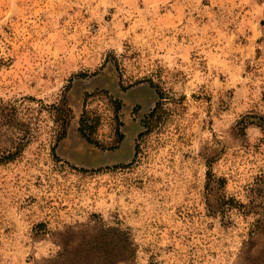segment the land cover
<instances>
[{"label": "rangeland", "instance_id": "374dc122", "mask_svg": "<svg viewBox=\"0 0 264 264\" xmlns=\"http://www.w3.org/2000/svg\"><path fill=\"white\" fill-rule=\"evenodd\" d=\"M261 117L264 0H0V264H264Z\"/></svg>", "mask_w": 264, "mask_h": 264}, {"label": "trees", "instance_id": "16d2710c", "mask_svg": "<svg viewBox=\"0 0 264 264\" xmlns=\"http://www.w3.org/2000/svg\"><path fill=\"white\" fill-rule=\"evenodd\" d=\"M260 121H261V125L264 126V117H261ZM1 127H2V124H0V128ZM12 148L14 149V151L6 150V149H2V150L0 149V164L7 162V161H10L11 159H13L17 155V153L19 151L18 147L12 146ZM119 258H121V257H119V255H118V259Z\"/></svg>", "mask_w": 264, "mask_h": 264}, {"label": "clouds", "instance_id": "9594fccd", "mask_svg": "<svg viewBox=\"0 0 264 264\" xmlns=\"http://www.w3.org/2000/svg\"><path fill=\"white\" fill-rule=\"evenodd\" d=\"M60 247H61V246H59V245L57 246V250H58V251H59ZM42 258H46V257H42Z\"/></svg>", "mask_w": 264, "mask_h": 264}]
</instances>
